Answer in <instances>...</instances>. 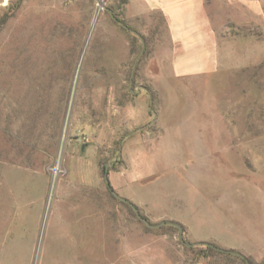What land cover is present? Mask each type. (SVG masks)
<instances>
[{"label":"rangeland","instance_id":"rangeland-1","mask_svg":"<svg viewBox=\"0 0 264 264\" xmlns=\"http://www.w3.org/2000/svg\"><path fill=\"white\" fill-rule=\"evenodd\" d=\"M250 4L173 6L184 47L139 0H0V264H264V5ZM105 167L150 223L197 244L146 227Z\"/></svg>","mask_w":264,"mask_h":264},{"label":"crops","instance_id":"crops-1","mask_svg":"<svg viewBox=\"0 0 264 264\" xmlns=\"http://www.w3.org/2000/svg\"><path fill=\"white\" fill-rule=\"evenodd\" d=\"M141 1L142 5L141 6H155V7H160L166 17H167V20H168V29H169V32H170V38L172 39L173 42L175 43H181L184 45V43H186V41L188 40L189 36H184L183 33H184V27H183V24L180 22V20L175 16L173 10H172V7L173 6H179V4L181 2H183L184 0H139ZM200 1V0H199ZM205 0H202V2L204 3ZM246 1V0H245ZM249 2L251 3L250 5H257V6H260V5H264V0H249ZM211 33L212 35H209V36H213V40L211 41L212 44H214V47H213V51H209L207 53V57H212L214 59V54H215V35H214V31L213 29H211ZM196 36V35H195ZM206 39V38H205ZM207 40V41H206ZM204 40L203 38L199 39V42L200 44L198 45H201L200 47H203V43L206 44V42L210 41L208 39ZM185 47V46H184ZM206 57V55H203ZM200 58V59H199ZM198 58V56H196V61H195V65H199V61L202 59V56H200ZM199 68V67H198Z\"/></svg>","mask_w":264,"mask_h":264},{"label":"water","instance_id":"water-1","mask_svg":"<svg viewBox=\"0 0 264 264\" xmlns=\"http://www.w3.org/2000/svg\"><path fill=\"white\" fill-rule=\"evenodd\" d=\"M98 2V0H96ZM120 25L125 29L127 30L128 32H131L133 33L134 35H136L138 37V39L141 41V37L134 31L132 30L131 28H129L128 26L120 23ZM108 175V168L105 167V170H104V176H103V179H104V182H105V185L107 186V188L109 189L110 193L112 196H114L116 199H118L119 201L123 202V203H126L130 208L131 210L133 211V213L135 214V216L137 217V219H139L141 222H143L146 227L150 228V229H156V228H160L161 226H164V225H170V226H173L177 229L178 231V236H179V239L182 241V243L186 246V247H192L194 245H196L197 243H187L183 240V227L178 224V223H175V222H172V221H162V222H159V223H150L145 217H143L140 213H139V210L138 208L133 204L131 203L129 200L123 198V197H120L110 186V183H109V179L107 177ZM205 246L207 247H212L220 252H224V253H232V254H236L238 256H240L242 259H245L244 256L240 255L239 253L237 252H234V251H229V250H225V249H222V248H219L215 245H212V244H209V243H203ZM35 263H36V259H35ZM34 263V264H35Z\"/></svg>","mask_w":264,"mask_h":264},{"label":"bare ground","instance_id":"bare-ground-1","mask_svg":"<svg viewBox=\"0 0 264 264\" xmlns=\"http://www.w3.org/2000/svg\"><path fill=\"white\" fill-rule=\"evenodd\" d=\"M33 61H34L33 59H30V62H29L28 64H29V65H33V64H32ZM0 96H1V95H0ZM3 102H4V101H3ZM3 102H2V103H3ZM8 103H9V102H8Z\"/></svg>","mask_w":264,"mask_h":264}]
</instances>
